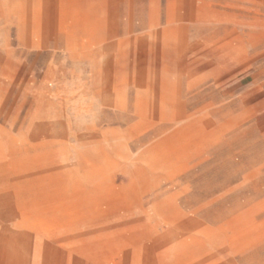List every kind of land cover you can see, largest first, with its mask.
<instances>
[{"label": "rangeland", "instance_id": "1", "mask_svg": "<svg viewBox=\"0 0 264 264\" xmlns=\"http://www.w3.org/2000/svg\"><path fill=\"white\" fill-rule=\"evenodd\" d=\"M0 264H264V0H0Z\"/></svg>", "mask_w": 264, "mask_h": 264}]
</instances>
